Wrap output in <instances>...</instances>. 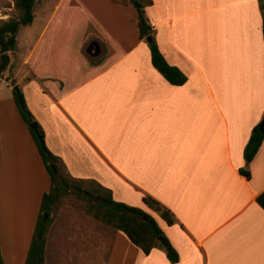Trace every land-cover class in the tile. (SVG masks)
<instances>
[{"label":"crops","instance_id":"crops-1","mask_svg":"<svg viewBox=\"0 0 264 264\" xmlns=\"http://www.w3.org/2000/svg\"><path fill=\"white\" fill-rule=\"evenodd\" d=\"M64 1L42 15L35 33L34 7L0 85L12 73V92L16 86L25 98L40 94L56 111L57 132H65L82 161L103 163L119 180L118 201L154 217L178 261L162 248L144 254L85 210L61 217L52 209L44 264H264V137L254 157L244 159L264 116L260 1L140 0L159 51L186 76L182 85L152 65L130 0H95L81 15L88 24L81 31L60 25L66 11L53 25ZM5 12L0 7V23L8 21ZM18 116L40 167L31 181L19 173L17 187L0 188L2 264H25L51 184ZM40 128L44 133L48 125ZM147 196L170 211L171 224L145 205Z\"/></svg>","mask_w":264,"mask_h":264},{"label":"trees","instance_id":"trees-1","mask_svg":"<svg viewBox=\"0 0 264 264\" xmlns=\"http://www.w3.org/2000/svg\"><path fill=\"white\" fill-rule=\"evenodd\" d=\"M13 1L15 7L19 11L18 17L16 19H9L8 21L0 23V78L9 64L8 52L15 50L17 47L16 38L19 28L21 26L29 25L34 18V7L36 0ZM259 1L262 8L264 9V0ZM130 2L137 3L136 10L138 16L137 27L139 38L145 39L146 43L148 44L152 65L158 71H160V73L169 83L174 85L184 84L186 81V76L177 67L170 65L158 49V46L153 38L152 28L144 16L143 8L145 3L141 2L140 0H130ZM262 32L264 38V13ZM149 36L151 37L150 41L147 40V37ZM18 94L21 98V101L18 99ZM18 94L16 90L13 89L16 109L30 131V134L40 153L44 167L49 174L51 183L50 190L44 193L42 197L40 213L36 220L34 233L28 249L25 264H44L45 237L51 221L49 214L59 199V191L69 188H74L76 190L75 193L78 195H83L86 200L85 212L88 215L124 233L131 243L140 248L144 254H149L153 248H162L166 252V256L170 262L175 263L178 261V255L176 251L174 248H172L168 239L165 237L151 214L141 208L116 201L112 199L109 193L85 191L74 182L69 183L65 178L61 177L58 172H53L50 165L51 163L55 162L57 158L47 150L45 144L44 147H41L37 135L30 128V123L32 122L33 117L30 111H28L24 102V97L19 89ZM37 126L39 135L43 139V131L39 125ZM263 137L264 132H260L257 125L252 130L244 149V159L246 162H249L254 157ZM240 172L244 175L249 174L248 170L244 168L240 169ZM143 201L151 211L157 213L168 224L173 222L170 211L161 205L157 200L147 196L143 199ZM45 214H47L46 218H44ZM0 264H2L1 253Z\"/></svg>","mask_w":264,"mask_h":264},{"label":"rangeland","instance_id":"rangeland-1","mask_svg":"<svg viewBox=\"0 0 264 264\" xmlns=\"http://www.w3.org/2000/svg\"><path fill=\"white\" fill-rule=\"evenodd\" d=\"M57 1L47 0L44 4L45 0H36L35 10L38 15H36L37 17L31 27L33 33L40 26V22L43 21L41 20L42 15L46 19L51 10H54ZM94 4L95 0H65L59 9L61 13L54 20L53 25L57 24L62 14L66 11L67 14L60 24L62 27L77 29L79 31L87 29L88 24L81 20V15L88 13L94 7ZM0 7L6 11L7 15L5 18H8V20L16 19L19 15V11L15 7L13 0H2ZM10 74L11 76H8L7 80L8 85H0V188L5 189L13 187L15 184V187L19 185V183H16L18 175H20L19 173L26 174L27 178H24V182L31 181L35 177L36 165L40 167L38 161L36 163V153L32 155L33 147L27 141L28 134L21 123L14 105V95L9 88L12 73ZM20 90L24 97L25 105L32 114V122H35L39 126L42 124L48 125V128L44 130L43 140L47 150L57 158L51 164L55 166L56 171L61 177L65 178L69 183L74 182L85 191L109 193L112 199L118 201L122 194L119 180L108 177L103 163L96 162L91 164L82 161V157L74 152L72 142L67 139V136H63L65 132L61 131V134L57 132L55 125L56 111L53 109L49 111L47 109L40 94L30 95L25 98L24 91L21 88ZM9 96L11 97V101L6 99ZM45 135H47L48 140L45 139ZM29 173L31 175L30 179H28L27 175ZM59 185L61 186L60 183ZM75 191L74 188L60 190L59 199L53 207V213L57 210L58 216L62 214L61 217H64L71 209L84 211L86 200L83 195H78ZM139 208L142 209L140 206ZM45 215L47 216V214Z\"/></svg>","mask_w":264,"mask_h":264},{"label":"water","instance_id":"water-1","mask_svg":"<svg viewBox=\"0 0 264 264\" xmlns=\"http://www.w3.org/2000/svg\"><path fill=\"white\" fill-rule=\"evenodd\" d=\"M134 4L136 5L137 3L134 2ZM150 39H151L150 36L147 37V40H148V41H150ZM14 89L16 90V92H17V94H18V88L15 86ZM18 99H19V101H21V98H20L19 94H18ZM30 128H31V129L34 131V133L37 135L41 147H44L43 139H42L41 136L39 135L37 124H36L35 122H32V123L30 124ZM258 128H259V131H260V132H264V116H263V119L261 120L260 124L258 125ZM51 168H52L53 172H57V171H56V168H55V166H54L53 164H51ZM46 217H47V216L44 215V218H46Z\"/></svg>","mask_w":264,"mask_h":264}]
</instances>
